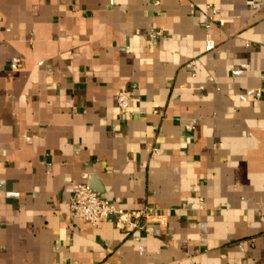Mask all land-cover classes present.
<instances>
[{
	"label": "crops",
	"instance_id": "1",
	"mask_svg": "<svg viewBox=\"0 0 264 264\" xmlns=\"http://www.w3.org/2000/svg\"><path fill=\"white\" fill-rule=\"evenodd\" d=\"M0 264H264V0H0Z\"/></svg>",
	"mask_w": 264,
	"mask_h": 264
},
{
	"label": "built area",
	"instance_id": "2",
	"mask_svg": "<svg viewBox=\"0 0 264 264\" xmlns=\"http://www.w3.org/2000/svg\"><path fill=\"white\" fill-rule=\"evenodd\" d=\"M157 5L156 3L155 6ZM207 11L212 16L215 15L212 9L207 8ZM161 37H163L161 32L150 33V38L152 39ZM211 49H213V44L208 41L206 43V51H210ZM21 67L22 62L19 58L11 60V70H18ZM256 96H260V91H257ZM131 97L132 92L128 89H123L118 93L117 106L122 115L128 114ZM69 210L70 216L73 219L82 221L92 227H96L101 222L112 220L114 227L124 233L143 231L144 224L153 213V210L150 208L131 211L107 204L85 184H78L76 186L70 200Z\"/></svg>",
	"mask_w": 264,
	"mask_h": 264
},
{
	"label": "water",
	"instance_id": "3",
	"mask_svg": "<svg viewBox=\"0 0 264 264\" xmlns=\"http://www.w3.org/2000/svg\"><path fill=\"white\" fill-rule=\"evenodd\" d=\"M93 192L95 193H99V191L97 190V188H95L94 186H88Z\"/></svg>",
	"mask_w": 264,
	"mask_h": 264
}]
</instances>
